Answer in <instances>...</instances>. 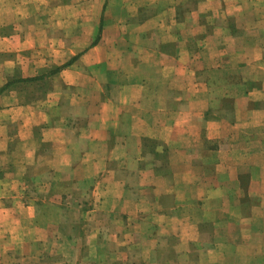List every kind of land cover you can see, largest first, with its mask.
Returning <instances> with one entry per match:
<instances>
[{
  "label": "crops",
  "instance_id": "crops-1",
  "mask_svg": "<svg viewBox=\"0 0 264 264\" xmlns=\"http://www.w3.org/2000/svg\"><path fill=\"white\" fill-rule=\"evenodd\" d=\"M0 264H264V0H0Z\"/></svg>",
  "mask_w": 264,
  "mask_h": 264
},
{
  "label": "rangeland",
  "instance_id": "rangeland-1",
  "mask_svg": "<svg viewBox=\"0 0 264 264\" xmlns=\"http://www.w3.org/2000/svg\"><path fill=\"white\" fill-rule=\"evenodd\" d=\"M68 188L69 187L61 186V189L63 190V192L61 190L59 192V195H61L60 200H64L65 201L67 199V197H69L68 201H67L68 202L67 207L66 208L65 207L62 208V210H59L58 213L56 214V216H61L62 218H65V217L69 218L71 216L78 215L79 212L76 211V210H72L71 207H70V204L74 203L76 201V199H78V198L87 199L86 196H84L85 194L82 191L77 192V191L73 190L70 193H68L69 192V190H67ZM81 189H84V186H82ZM87 195H88V193H87ZM45 199L48 200V202H51V203H54V200H56L53 193L47 194V198H45ZM53 212H54V210H51L52 215H54ZM62 227H64V229H66V228H69L70 226H65L64 225Z\"/></svg>",
  "mask_w": 264,
  "mask_h": 264
},
{
  "label": "trees",
  "instance_id": "trees-1",
  "mask_svg": "<svg viewBox=\"0 0 264 264\" xmlns=\"http://www.w3.org/2000/svg\"><path fill=\"white\" fill-rule=\"evenodd\" d=\"M60 70V68H56V71H59Z\"/></svg>",
  "mask_w": 264,
  "mask_h": 264
}]
</instances>
